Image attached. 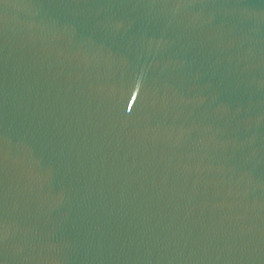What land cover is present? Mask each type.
Here are the masks:
<instances>
[{"label": "water", "instance_id": "95a60500", "mask_svg": "<svg viewBox=\"0 0 264 264\" xmlns=\"http://www.w3.org/2000/svg\"><path fill=\"white\" fill-rule=\"evenodd\" d=\"M0 264H264V0H0Z\"/></svg>", "mask_w": 264, "mask_h": 264}]
</instances>
